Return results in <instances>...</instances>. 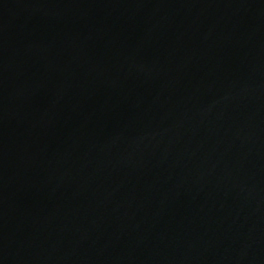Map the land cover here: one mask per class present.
I'll return each instance as SVG.
<instances>
[{
  "label": "water",
  "instance_id": "water-1",
  "mask_svg": "<svg viewBox=\"0 0 264 264\" xmlns=\"http://www.w3.org/2000/svg\"><path fill=\"white\" fill-rule=\"evenodd\" d=\"M0 264H264V0H0Z\"/></svg>",
  "mask_w": 264,
  "mask_h": 264
}]
</instances>
